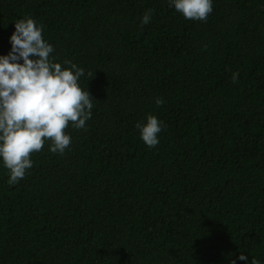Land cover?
I'll list each match as a JSON object with an SVG mask.
<instances>
[{"label": "trees", "instance_id": "1", "mask_svg": "<svg viewBox=\"0 0 264 264\" xmlns=\"http://www.w3.org/2000/svg\"><path fill=\"white\" fill-rule=\"evenodd\" d=\"M212 3L204 22L169 0H0V55L33 18L94 105L15 185L0 160V264H264V0Z\"/></svg>", "mask_w": 264, "mask_h": 264}, {"label": "clouds", "instance_id": "2", "mask_svg": "<svg viewBox=\"0 0 264 264\" xmlns=\"http://www.w3.org/2000/svg\"><path fill=\"white\" fill-rule=\"evenodd\" d=\"M169 5L187 20L207 21L213 11L212 0H169ZM152 10L143 14L141 27L147 25ZM11 50L0 55V160L7 169L10 185L24 179L33 167L31 156L50 143L49 151L63 154L71 144L66 130L85 128L92 116L93 97L80 86L85 70L70 60L62 66L52 57L53 46L43 38V25L25 16L14 22ZM89 77L93 76L88 72ZM233 73L232 82H237ZM157 106L164 101L156 99ZM162 122L154 115L138 122L142 141L148 148L158 145ZM239 260L247 264L241 253ZM230 264H236L232 260ZM251 264H259L256 259Z\"/></svg>", "mask_w": 264, "mask_h": 264}]
</instances>
